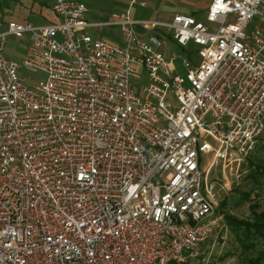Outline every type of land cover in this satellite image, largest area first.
<instances>
[{
  "label": "built area",
  "instance_id": "1",
  "mask_svg": "<svg viewBox=\"0 0 264 264\" xmlns=\"http://www.w3.org/2000/svg\"><path fill=\"white\" fill-rule=\"evenodd\" d=\"M46 5L57 19L39 24L0 10V264H209L228 233L219 197L264 136V0H211V25ZM113 24L119 42L86 31ZM25 32L20 63L3 48ZM165 34L200 46L183 75Z\"/></svg>",
  "mask_w": 264,
  "mask_h": 264
},
{
  "label": "rangeland",
  "instance_id": "2",
  "mask_svg": "<svg viewBox=\"0 0 264 264\" xmlns=\"http://www.w3.org/2000/svg\"><path fill=\"white\" fill-rule=\"evenodd\" d=\"M48 0H0V10L5 18L16 20H30L36 24L46 23L51 20L53 16L52 10L45 5ZM87 6V11L84 17L87 20L107 21L112 18L115 13L127 11L124 10L130 5L131 0H83ZM131 6V12L136 17H149L150 19L161 18L167 19L174 14L176 10L185 13H193L198 19L204 21L206 24H213L206 19L207 7L210 0H145L146 6H141L139 0H134ZM233 16V15H232ZM234 18V17H233ZM255 23L252 21L248 25V29L253 28ZM88 32L96 37L119 42L120 37L119 27L117 25H100L91 27ZM165 43L160 47L166 57L171 54H176L177 58L175 64L177 70L183 75L186 68L182 65L181 59L184 56L190 57L194 63H199L201 55L195 53L200 49V46L190 43L184 47L168 34L163 36ZM29 33L25 32L22 36L9 34L6 36L3 48V54L8 57L22 62L26 53V48L29 44ZM21 75L25 76L27 81H36L45 78L46 74L40 69H32L28 67H19ZM137 90L140 89L144 83L148 81L147 73L142 69L141 75L138 79H132ZM212 141L211 137L207 136ZM254 156L258 155L257 151L252 153ZM262 152H259L261 155ZM258 157V156H257ZM209 155H203V163H206ZM264 163V156H263ZM246 168L239 176L238 180L233 186L232 191L221 193V197L226 198V203L222 205L224 212L243 219H255L264 217V175L257 176L258 180L250 177V167L245 164ZM248 193L247 198L241 197V193ZM243 193V194H244ZM244 194V195H245ZM247 195V194H246ZM212 237L203 241L201 245L209 246L212 242ZM255 253L252 250L245 249L241 246L239 240L236 238L234 231L228 227L227 236L224 239L215 241L212 247V252L208 261L209 264H253L250 257ZM206 259L201 257L191 258L185 264H203ZM264 264V262L262 263Z\"/></svg>",
  "mask_w": 264,
  "mask_h": 264
},
{
  "label": "trees",
  "instance_id": "3",
  "mask_svg": "<svg viewBox=\"0 0 264 264\" xmlns=\"http://www.w3.org/2000/svg\"><path fill=\"white\" fill-rule=\"evenodd\" d=\"M254 151L258 152V157L252 153L248 157L247 165L250 167L249 174L254 180H258L257 176L264 175V136L262 140L257 144ZM262 152L259 155V152ZM233 189V187H232ZM242 192L241 197L247 198L248 193ZM226 203V198L220 200V207ZM224 218L229 228L234 231L236 238L239 240L241 246L245 249L252 250L255 254L250 257L253 264H262L264 262V217L255 219H243L224 212ZM170 264H181L174 261Z\"/></svg>",
  "mask_w": 264,
  "mask_h": 264
},
{
  "label": "crops",
  "instance_id": "4",
  "mask_svg": "<svg viewBox=\"0 0 264 264\" xmlns=\"http://www.w3.org/2000/svg\"><path fill=\"white\" fill-rule=\"evenodd\" d=\"M140 1H141V0H139V4H140ZM143 1H145V0H143ZM210 1H211V0H210ZM134 2H136V1L131 0V1H130V5H128L127 8L124 9V10H128L129 15H130L131 17L140 19L141 17H136V16H134V15L132 14V12H131V6H132V4H133ZM45 5H46V2H45ZM140 5H141V4H140ZM141 6H146V1H145V4H144V5H141ZM50 9H51V8H50ZM86 11H87V10H86ZM52 12H53V11H52ZM175 12H183V11L176 10ZM175 12H174V13H175ZM53 16H54V17H52L50 21H54V20L57 19V17L55 16L54 12H53ZM145 19H150V16H149V17H145ZM90 21H98V20H90ZM91 27H97V26H87V27H86V31H88V29H90ZM120 40H121V37H119L118 41H120Z\"/></svg>",
  "mask_w": 264,
  "mask_h": 264
}]
</instances>
